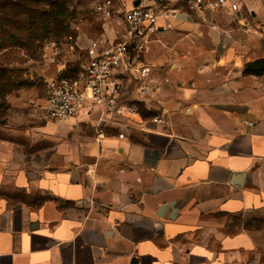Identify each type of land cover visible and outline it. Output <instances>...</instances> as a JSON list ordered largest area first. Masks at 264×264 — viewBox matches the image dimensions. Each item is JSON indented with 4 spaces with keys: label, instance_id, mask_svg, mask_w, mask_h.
Returning a JSON list of instances; mask_svg holds the SVG:
<instances>
[{
    "label": "crops",
    "instance_id": "0c3cea01",
    "mask_svg": "<svg viewBox=\"0 0 264 264\" xmlns=\"http://www.w3.org/2000/svg\"><path fill=\"white\" fill-rule=\"evenodd\" d=\"M239 1L227 16L129 0L181 13L148 39L156 90L125 138L87 114L45 115L47 161L0 140V264H264L259 232L235 223L264 211V80L248 74L264 60V0Z\"/></svg>",
    "mask_w": 264,
    "mask_h": 264
},
{
    "label": "rangeland",
    "instance_id": "374dc122",
    "mask_svg": "<svg viewBox=\"0 0 264 264\" xmlns=\"http://www.w3.org/2000/svg\"><path fill=\"white\" fill-rule=\"evenodd\" d=\"M97 1L0 0V140L20 145L28 162L49 160L55 144L42 129L49 123L46 82L55 75L74 77L89 41L112 39L114 28L120 29L96 14ZM248 74L264 80V63ZM81 132L94 131L85 125ZM235 223L259 232L264 242V211Z\"/></svg>",
    "mask_w": 264,
    "mask_h": 264
},
{
    "label": "built area",
    "instance_id": "2783aa9c",
    "mask_svg": "<svg viewBox=\"0 0 264 264\" xmlns=\"http://www.w3.org/2000/svg\"><path fill=\"white\" fill-rule=\"evenodd\" d=\"M189 12L201 15L214 12L235 16L242 11L238 0H184ZM96 14L116 24L114 37L91 39L85 58L74 77H59L46 83L43 111L52 121H66L81 115L98 114L99 135L109 123H116L119 137L139 113L137 103L150 98L156 90L151 79L152 67L146 62L150 36L164 27L160 20L181 13L177 8L154 9L129 0H98ZM122 118L124 121H117ZM149 123L166 126L167 119L157 115Z\"/></svg>",
    "mask_w": 264,
    "mask_h": 264
},
{
    "label": "trees",
    "instance_id": "16d2710c",
    "mask_svg": "<svg viewBox=\"0 0 264 264\" xmlns=\"http://www.w3.org/2000/svg\"><path fill=\"white\" fill-rule=\"evenodd\" d=\"M23 9V8H22ZM263 64L264 63V60H261V61H259L258 62V64ZM137 106L140 108L141 107V109H140V111H141V114H143V115H145L146 114V110L144 109V108H142V104H140V103H137ZM144 107V106H143Z\"/></svg>",
    "mask_w": 264,
    "mask_h": 264
},
{
    "label": "water",
    "instance_id": "95a60500",
    "mask_svg": "<svg viewBox=\"0 0 264 264\" xmlns=\"http://www.w3.org/2000/svg\"><path fill=\"white\" fill-rule=\"evenodd\" d=\"M138 5V4H137Z\"/></svg>",
    "mask_w": 264,
    "mask_h": 264
}]
</instances>
